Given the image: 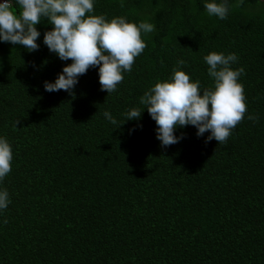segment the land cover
<instances>
[{
  "label": "trees",
  "instance_id": "16d2710c",
  "mask_svg": "<svg viewBox=\"0 0 264 264\" xmlns=\"http://www.w3.org/2000/svg\"><path fill=\"white\" fill-rule=\"evenodd\" d=\"M228 8L220 20L202 0H95L93 15L154 25L109 94L92 67L72 95L44 90L71 63L42 43L47 21L36 50L0 42V136L12 149L0 264H264V0ZM209 52L237 55L254 119L223 143L186 125L161 146L139 97L174 68L211 87ZM132 107L141 117L124 122Z\"/></svg>",
  "mask_w": 264,
  "mask_h": 264
},
{
  "label": "clouds",
  "instance_id": "9594fccd",
  "mask_svg": "<svg viewBox=\"0 0 264 264\" xmlns=\"http://www.w3.org/2000/svg\"><path fill=\"white\" fill-rule=\"evenodd\" d=\"M94 3L95 0H0V42L36 50L40 36L36 25L47 21L52 27L43 33L42 43L61 61L71 63L64 65L53 81H44V90H64L72 95L78 77L92 67L96 68L100 90L112 93L145 48L141 33L152 32L154 25L148 21L128 22L123 16L106 19L103 14L93 15ZM202 3L209 16L226 18L228 0H202ZM202 59L211 87L201 88L199 80H192L185 71L174 68L168 79L158 80L139 97V104L157 126L155 138L161 146L177 143L182 136L174 132L186 125L194 126L197 137L207 131L205 142L214 139L223 143L241 119H254L251 114L245 116L244 90L238 79L244 68L231 67L238 61L237 55L209 52ZM184 64V60L177 59L176 65ZM143 110L128 109L123 113L124 122L139 120ZM102 115L117 125L109 111ZM11 161V145L0 136V181L10 172ZM9 203L7 190L0 187V211ZM0 223H6V218Z\"/></svg>",
  "mask_w": 264,
  "mask_h": 264
}]
</instances>
